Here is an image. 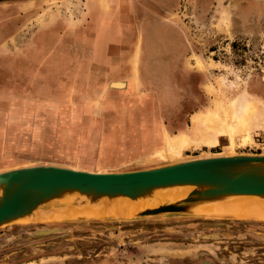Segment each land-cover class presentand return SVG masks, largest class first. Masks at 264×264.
Masks as SVG:
<instances>
[{
  "label": "rangeland",
  "instance_id": "rangeland-1",
  "mask_svg": "<svg viewBox=\"0 0 264 264\" xmlns=\"http://www.w3.org/2000/svg\"><path fill=\"white\" fill-rule=\"evenodd\" d=\"M88 4L42 0L19 30L0 28V171L264 154V0ZM229 108L253 111L233 146L206 123ZM180 138L189 146L171 157ZM112 217L3 225L0 264H264V219Z\"/></svg>",
  "mask_w": 264,
  "mask_h": 264
},
{
  "label": "water",
  "instance_id": "water-1",
  "mask_svg": "<svg viewBox=\"0 0 264 264\" xmlns=\"http://www.w3.org/2000/svg\"><path fill=\"white\" fill-rule=\"evenodd\" d=\"M178 185H195L207 189L192 191L179 202L146 209L137 216L166 213L190 215L188 210L191 204L229 195L264 197V154H220L120 172H94L50 164L2 170L0 227L20 222V218L30 215L39 206L64 193L79 192L93 200L118 196L136 199L155 189Z\"/></svg>",
  "mask_w": 264,
  "mask_h": 264
},
{
  "label": "bare ground",
  "instance_id": "bare-ground-1",
  "mask_svg": "<svg viewBox=\"0 0 264 264\" xmlns=\"http://www.w3.org/2000/svg\"><path fill=\"white\" fill-rule=\"evenodd\" d=\"M111 87L124 88V81L111 82ZM253 108V105H249ZM231 107V106H230ZM232 108V107H231ZM230 109V108H229ZM227 109L225 116L215 114L206 120L207 126H216L218 133L229 136L230 144L234 145V136L239 138L249 137V119L253 117V111L237 112ZM236 119L232 125L231 119ZM206 127V126H205ZM244 136V137H243ZM238 137V136H237ZM183 140V139H179ZM188 140L168 147L171 157L181 155L183 149L188 148ZM171 143V141H170ZM229 152V153H227ZM229 155L232 150H227ZM201 157H206L201 156ZM199 157L191 158L196 159ZM188 160V159H186ZM207 189L195 185H178L172 187L158 188L150 193L137 197L136 199L118 196L115 198L103 197L96 200L79 192L64 193L39 206L30 215L20 218L18 221L37 220V222L63 221V220H90L95 218H135L141 211L156 208L160 205L179 202L185 199L192 191ZM189 214L208 218H235V219H264V197L255 195H229L204 202H198L189 206ZM109 216V217H106ZM104 218V219H105Z\"/></svg>",
  "mask_w": 264,
  "mask_h": 264
},
{
  "label": "crops",
  "instance_id": "crops-1",
  "mask_svg": "<svg viewBox=\"0 0 264 264\" xmlns=\"http://www.w3.org/2000/svg\"><path fill=\"white\" fill-rule=\"evenodd\" d=\"M41 1L42 0H0V28H3L1 31L7 32L11 26H13V31L16 29L19 30L21 27L15 20H18L20 15L25 13L26 9L36 8ZM96 2L97 0H89L86 9H97L95 8ZM8 37L9 34L4 36L3 32V35L0 36V45H5Z\"/></svg>",
  "mask_w": 264,
  "mask_h": 264
}]
</instances>
